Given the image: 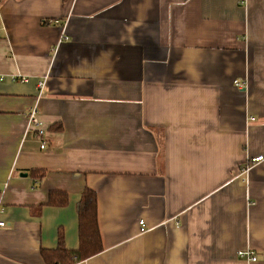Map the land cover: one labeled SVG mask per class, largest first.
<instances>
[{
    "label": "crops",
    "instance_id": "0c3cea01",
    "mask_svg": "<svg viewBox=\"0 0 264 264\" xmlns=\"http://www.w3.org/2000/svg\"><path fill=\"white\" fill-rule=\"evenodd\" d=\"M85 188L76 264H264V0H0V264L77 249Z\"/></svg>",
    "mask_w": 264,
    "mask_h": 264
},
{
    "label": "trees",
    "instance_id": "16d2710c",
    "mask_svg": "<svg viewBox=\"0 0 264 264\" xmlns=\"http://www.w3.org/2000/svg\"><path fill=\"white\" fill-rule=\"evenodd\" d=\"M30 175L39 180L43 178L41 171L31 170ZM48 205L65 206L68 203L67 194L51 192ZM78 217V248L67 250L61 238L55 249L40 251L45 264H76L102 251L101 237L97 225V197L96 193L85 188L76 205Z\"/></svg>",
    "mask_w": 264,
    "mask_h": 264
},
{
    "label": "built area",
    "instance_id": "2783aa9c",
    "mask_svg": "<svg viewBox=\"0 0 264 264\" xmlns=\"http://www.w3.org/2000/svg\"><path fill=\"white\" fill-rule=\"evenodd\" d=\"M11 81H19L20 83H27L28 80L25 77H21V78H17L15 76L10 78ZM234 84L237 88H243L244 86H241L239 84L238 81H234ZM44 84L43 83H38L37 87L39 89L38 93H37V97L40 98L41 96V91L43 89ZM27 120H28V127L29 129L33 130L35 133V137L39 140V144H40V149H44L45 148V140H44V135H45V131L42 127V123L39 120V110L37 109L36 106L32 107L28 114H27ZM263 160V156H256L254 158H251L248 165H246L244 167V169H242V172H247L249 170V168L258 163L261 162ZM140 226L143 227V221H140ZM5 224L4 222L0 221V227H4ZM237 257L241 260H246L248 262H254L256 260V257L254 255V252L250 251V250H245V251H239L237 252Z\"/></svg>",
    "mask_w": 264,
    "mask_h": 264
},
{
    "label": "water",
    "instance_id": "95a60500",
    "mask_svg": "<svg viewBox=\"0 0 264 264\" xmlns=\"http://www.w3.org/2000/svg\"><path fill=\"white\" fill-rule=\"evenodd\" d=\"M21 176H22V177H27V175H26V174H21Z\"/></svg>",
    "mask_w": 264,
    "mask_h": 264
}]
</instances>
